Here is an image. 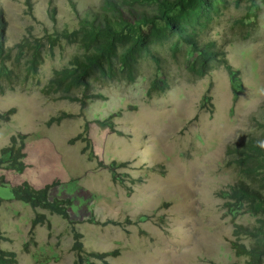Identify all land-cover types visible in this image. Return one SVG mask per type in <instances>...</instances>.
Masks as SVG:
<instances>
[{
	"label": "rangeland",
	"instance_id": "rangeland-1",
	"mask_svg": "<svg viewBox=\"0 0 264 264\" xmlns=\"http://www.w3.org/2000/svg\"><path fill=\"white\" fill-rule=\"evenodd\" d=\"M0 1L6 46L13 54L24 37L73 30L82 17L103 15V0H31V14H26L24 0ZM249 5L228 0L203 34L239 71L238 93L222 66L194 77L182 52L173 58L165 50L164 91L153 87V69L144 63L135 82L115 79L96 85L95 97L81 106L41 91L75 50L65 42L45 50L33 76L25 79L15 67L19 77L0 81V114L13 109L7 120L0 119V149L12 135H27L24 171L0 169L8 182L0 186V227L7 239L1 247L15 253V264H75L76 258L65 220L13 199L11 187L25 181L34 188L55 182L49 199L71 200L68 213L78 222L84 250L118 251L107 257L108 264L245 263L230 246L233 221L251 226L257 217L242 211L229 214L217 192L238 177L226 164V147L263 132L264 1ZM133 8L124 15L133 18L153 10L147 1ZM247 15L252 21L241 23ZM62 114L70 116L47 125L49 118ZM80 133L89 138L95 158L89 160L90 149L85 150L81 139L69 143ZM120 162L125 166L117 167ZM36 212L45 214L49 228L31 227ZM140 215L147 218L141 222ZM106 220L122 223L100 224ZM241 241L249 243L247 238Z\"/></svg>",
	"mask_w": 264,
	"mask_h": 264
},
{
	"label": "trees",
	"instance_id": "trees-1",
	"mask_svg": "<svg viewBox=\"0 0 264 264\" xmlns=\"http://www.w3.org/2000/svg\"><path fill=\"white\" fill-rule=\"evenodd\" d=\"M141 1L152 4L151 13L140 12L138 16L128 18L124 12H132L133 7ZM228 0H103L100 16L82 17L78 27L73 30L63 29L45 33L42 37L28 39L24 37L15 44L16 52L6 46V20L0 1V81L19 77L13 68L19 67L25 79L37 73L44 58L45 50L52 51L54 47H63L62 42L74 45L67 62L53 70L51 77L43 86L44 94H58L59 99L78 102L81 106L88 99H93L92 92L96 85L111 81L125 80L133 83L142 64L147 63L153 69L152 84L158 90H165L167 81L163 76L161 53L166 50L168 55L177 58L176 54L183 53L185 68L194 77H202L215 67L222 66L229 77L233 90H241L239 71L227 62L225 52L215 41H204L203 34L210 24L222 12ZM247 1L249 6L255 0ZM264 1V0H263ZM26 14L32 13L31 0H24ZM125 7H127L125 9ZM252 16H244L241 23H250ZM21 59L23 61L21 62ZM15 62V63H14ZM12 65L10 68L9 65ZM160 83V85H159ZM3 88L0 83V91ZM204 105V102L202 103ZM13 109L0 114L1 120H7ZM68 114L51 117L47 125L59 122ZM100 125H104L100 122ZM260 137L250 136L234 145L226 147V164L236 169L237 180L227 189L217 192L223 200L226 211L233 216L235 213H249L257 217V222L245 226L233 221L234 240L230 241L231 249L236 256L244 257V264H264V125ZM26 134L10 137L9 144L0 149V169L22 173L26 168L25 141ZM86 142L90 149L89 138L82 133L71 138L69 143L77 140ZM89 160L95 158L92 149L88 152ZM115 164V162H112ZM98 166H103L98 161ZM124 167L125 162L117 163ZM8 183L0 173V186ZM55 182L34 188L27 181L13 185V199L29 204L33 209L40 208L49 214H55L65 220L70 227L73 238L71 249L76 253L75 264H94L100 260L105 264L107 257L118 254L117 250L110 252L85 251L82 234L75 225L78 223L70 218L68 207L70 199H49V190ZM2 199L0 198V205ZM147 216L140 215L138 220L143 222ZM90 223H97L87 220ZM130 223V220H126ZM122 222L106 220L101 225H121ZM37 224L50 223L44 213H35L31 227ZM243 237V238H242ZM247 238L248 244L241 240ZM7 240L0 227V264H15L16 255L13 251L1 247V242ZM241 264V263H230Z\"/></svg>",
	"mask_w": 264,
	"mask_h": 264
}]
</instances>
